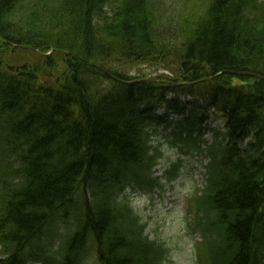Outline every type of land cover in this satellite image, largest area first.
Returning <instances> with one entry per match:
<instances>
[{
    "label": "trees",
    "instance_id": "obj_1",
    "mask_svg": "<svg viewBox=\"0 0 264 264\" xmlns=\"http://www.w3.org/2000/svg\"><path fill=\"white\" fill-rule=\"evenodd\" d=\"M213 114L201 256L264 264V0H0V264H161L129 192Z\"/></svg>",
    "mask_w": 264,
    "mask_h": 264
},
{
    "label": "rangeland",
    "instance_id": "obj_2",
    "mask_svg": "<svg viewBox=\"0 0 264 264\" xmlns=\"http://www.w3.org/2000/svg\"><path fill=\"white\" fill-rule=\"evenodd\" d=\"M126 70L129 71V75L151 77L163 72L145 63L135 66L131 73L130 70ZM221 123L214 119L212 124L215 128H220ZM163 136L160 135L159 142L152 137L160 153L157 175L161 177L162 188L156 195L142 190L136 195L129 192V203L146 225L145 232L149 240L153 239L165 247L166 252L161 264H203L199 254L202 234L198 227L194 226V213L191 208L197 190L196 173L198 169L202 172V168L192 162L193 156L188 157L187 161H182L181 157L185 156L182 153L183 149L167 142ZM174 162H178L179 169L172 177L165 174V170L168 171ZM61 235L62 231H58L53 236L54 245L49 246L51 255L55 256L54 246ZM27 263L43 264L42 261L40 263L33 260Z\"/></svg>",
    "mask_w": 264,
    "mask_h": 264
}]
</instances>
